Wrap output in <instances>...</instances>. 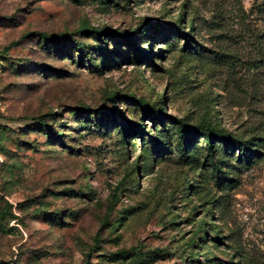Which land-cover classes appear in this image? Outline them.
<instances>
[{
  "label": "rangeland",
  "instance_id": "374dc122",
  "mask_svg": "<svg viewBox=\"0 0 264 264\" xmlns=\"http://www.w3.org/2000/svg\"><path fill=\"white\" fill-rule=\"evenodd\" d=\"M0 264H264V0H0Z\"/></svg>",
  "mask_w": 264,
  "mask_h": 264
},
{
  "label": "trees",
  "instance_id": "16d2710c",
  "mask_svg": "<svg viewBox=\"0 0 264 264\" xmlns=\"http://www.w3.org/2000/svg\"><path fill=\"white\" fill-rule=\"evenodd\" d=\"M169 30L174 31L178 35L182 36L183 43L182 46L184 48H191L195 49V47L190 43L191 36L189 33L183 31L179 26L173 25L168 28ZM38 36L43 37L47 40H55L57 38H61L64 35V33H54V34H46L43 32L38 33ZM147 56H144L141 54V58L145 59ZM142 106L146 107L148 109V116L151 120H158L160 123H162L163 118H171L170 116L165 115L163 112V108L161 106L156 107H147L146 104L141 103ZM135 130H137L139 133H142L141 127H136ZM197 134L203 139L204 145H205V152L207 156L211 155V152L213 150V145L219 144L221 146H227L228 144L233 142V138L230 134V132L225 131L220 128H214L207 125H198L195 127H189L182 123L181 121H178V129H177V141H176V147L179 149H184L185 143L189 141L190 135L189 133ZM54 137L60 136L58 133H53ZM259 154V152L256 149H251V157H256Z\"/></svg>",
  "mask_w": 264,
  "mask_h": 264
}]
</instances>
